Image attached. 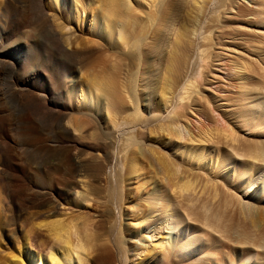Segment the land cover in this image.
<instances>
[{
  "label": "rangeland",
  "instance_id": "rangeland-1",
  "mask_svg": "<svg viewBox=\"0 0 264 264\" xmlns=\"http://www.w3.org/2000/svg\"><path fill=\"white\" fill-rule=\"evenodd\" d=\"M171 1L173 0L164 2L163 8L166 12L153 19L154 23L144 34V41L140 43L134 41V46L131 45L132 42L129 44L121 42L122 44L118 45L119 49L117 47L118 50L112 49L110 52L98 48L99 50L85 57L84 69L75 72L78 78L88 73L86 78L94 76L105 79L111 75L118 79L121 91L118 101L114 103V112H110L111 108L109 111L106 107L108 100L106 95H101L99 99V105L103 104V107H99L98 111L89 110L90 114L98 118L99 125L107 126L113 134L112 155L109 159L97 156V159L91 160L92 158L87 155L91 149L86 146L95 141L94 136H97L99 128L85 123L77 131L75 130V133L73 126L76 125L73 124L77 120V114L74 112L76 108L66 111L62 109L59 98H56L49 103V109H44L41 113L28 105L29 98L23 95V91L20 94L6 89L3 98L6 111L2 113L6 124L4 123L0 128V140L3 143L7 142L9 146L6 148L5 156L0 155V207L10 206V200L4 193V189L8 188L7 182L10 181L15 189V202L24 206L17 234L19 236L29 234L30 243L36 249H38V241L33 235L34 232L30 231L33 234L29 232L32 230L29 228L38 222L31 216V212L35 210L34 200L37 198L35 189L48 183L70 184L77 174L84 180L87 188L83 189L79 197L73 195L66 197L70 205L64 220L69 225L68 228H71L68 234L70 239H73L74 245L82 240L78 242L82 243L81 246L73 247L77 251H72L74 255L71 254V258L80 253V262L84 260L80 264H177L173 260V262L169 261L164 255L150 254L142 249L139 235L132 230L134 222L140 221L143 217L142 214H132L128 207L132 200L138 198L134 192L136 189L129 190V185L130 181L135 182L140 176H135L133 179L126 178L128 166L137 155L149 171L147 179L144 177L145 188L142 189L144 196H149L156 185L170 188L173 183L181 184L187 180L190 182L186 183L187 190L183 191L186 195L188 191L201 195L210 193V201L213 202L212 204L215 203L214 205H217L220 199L226 198L228 204L221 211L223 220L221 219V225L218 227L219 231H212L205 226L201 229L202 235L205 236L201 249L214 254L213 261L219 264H264V166L262 165L264 161L261 159L264 156L260 155V160L259 158L255 160L257 167L252 173L241 178L239 172L245 164H241L238 170L230 167L232 156L228 157L229 165L222 164L224 154L227 156L229 154L224 148L225 144L220 142L225 137L226 140H230V131L227 132L229 128L233 135L236 133V137L241 135L242 140L247 137L254 142L261 141L258 146L263 150L261 143L264 142V135L251 134L255 128L254 124H251V128L244 129L239 123L237 112L242 107L244 111L246 105L251 102L264 107V23L261 21L264 11L261 9L258 12L253 9L249 12V7L243 5L244 2L241 0L239 1L242 4L232 7H230L232 0H175L176 4ZM175 8H179L180 15L176 16ZM90 9L86 7L85 16L81 12V18H85L77 23V29L84 37L90 35L87 38L94 35L88 29L92 12L86 16V12L88 13ZM252 12L258 14L254 20L250 18ZM140 15L145 20V15ZM43 31L45 34L46 28ZM16 32L17 28L10 26L7 34L3 36L4 41L9 43L12 34ZM37 33L39 35V32ZM36 37H31L28 42L17 37L16 43L12 44L11 48H16L18 52L26 51L33 46L39 49L42 36ZM163 46L171 54L166 51L167 56H163L160 63L158 55L165 52ZM130 49L133 50H131L133 57L127 58L125 55ZM115 54L119 55L116 57ZM122 54L124 58H121ZM176 55L179 56L178 59L180 58L178 64L175 61ZM175 64L178 68L174 67ZM247 66H251L249 69L255 66L258 75L254 77L255 73H250L252 69L247 71ZM50 72L39 62L17 71V74L21 85L33 87L41 94L51 87ZM7 78L8 74L2 78L3 86ZM255 82L258 88L254 91ZM241 89L246 90L241 93ZM257 96L262 98L258 99ZM72 102L76 107L78 98L73 97ZM201 108L206 112L208 110L211 112L210 109L213 108L229 123L226 126L225 123L209 125L203 131L202 129L195 131L192 112ZM66 113L68 115L65 116ZM57 114L61 118L71 119L68 128L59 125L60 118ZM259 115V121L264 124V108L259 111ZM167 125L179 127L178 130L169 131ZM223 127L224 129H221ZM19 132L25 134L24 137L19 136ZM207 132L211 134L208 136ZM27 133H30V137ZM204 134L210 137L211 141L203 140L204 143L200 141ZM73 137L83 144L79 166L74 165L72 161L66 162L61 146L68 138ZM13 143L15 146L12 145ZM12 146L20 152H23L21 151L23 149L25 151L18 156ZM1 152L2 150L0 154ZM198 154L201 156L200 161L207 157L205 165L196 161ZM235 158L238 160V156ZM98 162L103 163V166ZM94 164H98L102 170H96ZM142 172L139 171L140 174ZM53 173L56 175L54 178ZM195 175L198 179H195ZM245 178L248 184L250 183L248 188L244 184ZM191 183L192 188L189 187ZM138 188H141L140 184ZM143 207L148 209L149 205L144 203ZM23 221H29V225ZM160 221L157 220L152 227L151 223H147L150 227L142 226L139 231L143 238L147 237L145 243L155 248L154 251L161 249L153 246L156 240L160 239L159 233H165V227ZM168 230L166 228V231ZM170 232L169 235L173 240H177L183 233L187 239L189 236L191 239L193 235L191 230L177 232L170 230ZM1 237L2 235L0 250L3 239ZM209 244L215 247L209 250ZM7 247L12 254V251L14 252L12 249L15 247L9 245ZM1 251L5 254L4 249ZM106 256L109 259L107 261ZM74 258L71 259L72 264H77L78 260Z\"/></svg>",
  "mask_w": 264,
  "mask_h": 264
},
{
  "label": "bare ground",
  "instance_id": "bare-ground-1",
  "mask_svg": "<svg viewBox=\"0 0 264 264\" xmlns=\"http://www.w3.org/2000/svg\"><path fill=\"white\" fill-rule=\"evenodd\" d=\"M165 1L167 2V0H0V128L6 122V119L4 120L2 116V113L6 111L5 102L3 101L6 89H11L13 91L19 92L20 94L23 91V95H27L29 98L27 101L28 105L32 107V109L36 111L38 110L41 113H43L44 109H49V103L51 101L59 98L62 109L67 111L76 108L74 112L77 114V120L76 123L73 124L76 125L73 126L74 131H77L79 127L85 125V123L92 124L95 128H99V132L96 134L97 136H94L95 141L92 142V144L86 146L91 149V152H87V155L92 158L91 160L97 159V156H101L103 159H109L112 155L111 145L113 134L107 126H100L98 118L93 114H90L89 110L95 109L98 111V108L103 105H99V99L101 95H106L108 98L106 101V107L109 111L111 108L110 112H114V103L116 100L118 101V96L120 95L121 91L119 88L118 79L116 80V76L114 77L110 75L105 77V79L101 78V80L100 77L95 78L93 76L94 74L92 75L94 78L91 77V75V78H86V76L89 75L88 73V75L85 74L86 76H84L82 74L80 75V78H78L77 75H75V72H81L84 69V59L91 52L99 49H105L106 51L110 52L112 49H117L118 45L122 44L121 42H123V44H129L132 42L131 45L134 43V41L135 43H140L144 39V34L151 28V24L154 23L153 19L159 15H163L166 12H164L165 9L163 8V6H165ZM173 1H171V3H177L175 0ZM241 1L244 2L243 5L249 7V12L253 9L258 10V12L261 9L264 11V0ZM242 2L239 0H232L230 7L240 3L242 4ZM86 7L89 9L91 8L88 13L86 12V16L92 12L91 23L88 29L91 30L94 35L90 38H87V36L89 37L90 35H86V37H84L83 34L77 29V23L79 24V21L82 22L83 18H85H81V12L84 13L83 16H85ZM178 9L179 8H175L176 16L180 15L181 13ZM140 14L145 15V20L140 17ZM250 14V18L253 20L255 17H258V14L255 12ZM262 16L263 17L261 18V21L264 23V15ZM174 20L178 21L177 18H174ZM10 26L16 27L17 32L12 34V40L8 43L4 41L3 36L7 34ZM22 27H25V29H22ZM45 28L46 33L44 34L43 29ZM37 32H39V35H37ZM35 35L42 36L41 47L39 49L33 46L28 48L26 51L21 50V52H18L16 48H11L12 44L16 43L15 39L17 37H21L24 39V41L27 40L28 42V39L30 40L31 37L37 38ZM177 48L179 47L177 46ZM162 49L165 52H162V54L158 55V58L160 57V63L162 62V57L167 56L165 55L166 51L169 53V55L171 54L165 46H163ZM131 50L132 49H130L129 53H126L125 56L127 58L133 57V50ZM177 56L178 55L175 57V61L178 64V62H180V58L178 59L179 56ZM121 58H124L123 54ZM39 62L42 64V67H46L49 71H51L49 73L51 74V87L48 91H45L41 94L37 93L33 87L31 88L28 85H21L17 74V71L25 69L31 65L38 64ZM122 64H124V62ZM177 64H175L174 67L178 68V66H176ZM219 64H221L220 61ZM249 67L251 66H247V71L252 69L250 73H255L254 77L255 75L257 76L259 73L258 70H255L257 68L252 66V68L249 69ZM7 74V85L4 83L5 86H3L1 80ZM254 81H256V79ZM254 84L255 91L258 87L256 86V82ZM245 90L243 89L241 93H244ZM73 97H75V99L78 98L76 107L72 102ZM257 98L261 99L262 96H257ZM259 103H261V101ZM249 104L246 105L244 111L242 110V107V109H239V112H237L239 123L242 127H244V129H247V127L251 128V124H254V130L256 131L253 130L251 134L264 135V124L259 121V111L264 107H260V105L258 106L257 103L253 104V102ZM253 106L255 109H251ZM180 107L183 108V106ZM201 109H196L192 112L195 123L193 129L195 131L199 129H202L203 131V129L209 125L216 126L219 123H225L224 125L226 126L227 123H229L226 122L222 115L216 112L213 108L210 109L211 112L209 110L206 112L204 109ZM68 113H66L65 116L68 115ZM255 116L258 117V119ZM59 118V125H63L65 128H68V125L70 126V118ZM167 127L169 131H172L176 129L178 130L179 126L167 125ZM224 127L221 129H224ZM226 130L224 131L226 132ZM231 131L232 130H229L228 128L227 132L230 133V140H226V137L225 139L223 138V140H220V142L222 141V143L225 144L224 148L229 154L228 156L227 154H224L226 157L224 156L222 164H230L228 161L229 156H232L233 158V161H231L232 163L229 166L235 170H238L241 164H245L244 168H242V170L240 169L239 172V176H242L241 178H243L244 175H248V173H252L255 170L257 167V165L254 163L255 160L258 158L260 160L261 156H264V142L261 143L263 146V150H261L262 148H259L258 146L261 141H255V143L247 137L242 140L241 138L243 137L240 138L241 135H237L236 137V133L233 135V132ZM29 134L27 136H29ZM209 134L211 133H208V136ZM18 135L24 137L25 134L19 132ZM208 136H203L200 141H211L210 137ZM12 145H14V143ZM7 146H9L7 142L3 143V141L0 140V149L2 150L0 155L2 157L5 156ZM61 146L66 162L72 161L74 165L79 166L81 164L80 157L82 154L81 147L83 144H81L77 138L73 137L71 139L68 138V140L65 141V143ZM11 148L14 149L13 146ZM260 150L261 152H259ZM21 151L23 152H20L19 149H14V152L18 156H20L21 153L23 154L25 150L23 149ZM7 155L8 154H6V156ZM235 155L238 156V160L235 158L237 157ZM200 157L201 156L198 154L196 161H198V164L202 163L205 165L207 157H205V159L203 158L201 161ZM247 158H251L253 160L249 161ZM261 159L264 161V157ZM141 162L142 161L140 160L139 156H134L130 166H128L129 170L128 174L126 175V178L128 179H133L135 176H140L139 180L135 182L134 180L130 181L129 190L134 191V189H136L134 192L138 195V198L132 200V202L128 204L132 214L143 215L140 221L134 222V229H132L134 233L138 234L139 238L141 239L140 247L150 254L157 253L161 254L162 256L164 255L167 259H169V261L173 260L177 262V264H219L217 261H213L212 256H214V254H211V252H205L204 249H201V245L203 244V239L205 237L202 235L201 229H204L205 226L212 231H219L218 227H220L221 219L223 217L221 211L223 208L225 209L228 204L226 198L224 200L220 199V202L217 205H214L215 203L212 204L213 202L210 201V193H204L201 195L188 191V195H186L183 191L187 190L186 183L190 182H187V180L181 184L178 182L173 183V186L170 188H161L157 187L156 185L152 188V192L149 196H144V191L142 190L145 188L144 177L147 179L149 176V171L144 163ZM98 163L101 164L100 166H103V163ZM262 165L264 166V164ZM100 166L98 164H94L96 170H99ZM176 169L178 170V168ZM101 170L102 168L100 171ZM141 170L143 172L140 174L139 171ZM52 176L53 178L56 177L55 173H53ZM226 177L228 178L229 175ZM195 179H198L197 175H195ZM246 179L247 178L244 179V184L245 187L248 188L250 183L248 184ZM10 183L11 182L8 181V188L4 189L5 197L9 198L8 200H10V206L9 208H4L2 206L0 207V233L2 235L1 238H3L1 243L3 248L1 247V250L4 249L5 251V254H2V251L0 250V264H72L71 259L75 256L71 258V254L72 251L76 250L73 247L77 248L78 246H81L82 243L79 244L78 242L82 240L78 239L79 241H77V244L75 243L76 245H74V241L72 242L73 239L71 240L68 234V230L71 228H68L69 225H67L64 220L70 205L67 203L66 197L68 195L79 197L86 186L84 180L76 174V176L74 175V180L70 184L58 182L56 184L48 183L45 186H37L34 192L35 196L37 197L34 200L36 202L34 205L35 210L31 212V216H33L34 219H37L38 222L35 224L30 222L33 225L32 228H29L32 229L29 230V232H34V234L32 232L30 233L35 235V238L37 239L38 249H36L32 243H30L31 236L29 234L25 233L23 236H19V234H17L18 224L21 219V212L24 206L23 204L15 202V189ZM139 184L141 185V188H138ZM191 186L192 183L189 187L192 188ZM205 186H207L206 183ZM79 188L82 190H79ZM144 203L149 205L148 209L147 207H143ZM147 211H150V213ZM159 219L161 220L160 224L165 227V233H159L158 229L157 232L159 233L160 239L156 238V243L153 246L156 248L161 247V249H156V251H154L155 248L150 247L151 245H146L145 240L147 237L145 238L144 236L143 238L139 231L141 230L142 226L150 227L147 226V223H151L152 227V224H156L157 220ZM23 223H26L27 225L29 221H23ZM128 225L131 224L128 223ZM166 228L169 229V232L166 231ZM156 229L157 228H155V230ZM170 230H174L176 232L178 230H191L193 235L191 239H189L190 236L187 239V236H185L183 233V235L177 240H173V237L169 235L171 234ZM8 245L9 247H15L12 249L14 250V252L12 251V254H10L8 250ZM210 245L211 244H209V250L215 247L214 244L213 247ZM39 250L44 252H40ZM73 255L74 254H72V256ZM80 256V253L79 255L77 253L75 257L78 260L77 264L83 263L84 261L82 260L80 262ZM195 256L196 258L193 259ZM107 259L108 256H106L105 260L107 261Z\"/></svg>",
  "mask_w": 264,
  "mask_h": 264
}]
</instances>
